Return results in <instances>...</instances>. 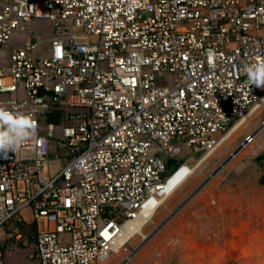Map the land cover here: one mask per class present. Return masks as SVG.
Instances as JSON below:
<instances>
[{
    "label": "built area",
    "instance_id": "1",
    "mask_svg": "<svg viewBox=\"0 0 264 264\" xmlns=\"http://www.w3.org/2000/svg\"><path fill=\"white\" fill-rule=\"evenodd\" d=\"M33 21L51 35L23 40ZM258 57L264 0H0V108L35 124L0 152V247L38 264L118 254L123 227L197 167L184 149L211 155L259 109L236 149L264 130V88L243 72Z\"/></svg>",
    "mask_w": 264,
    "mask_h": 264
},
{
    "label": "rangeland",
    "instance_id": "2",
    "mask_svg": "<svg viewBox=\"0 0 264 264\" xmlns=\"http://www.w3.org/2000/svg\"><path fill=\"white\" fill-rule=\"evenodd\" d=\"M49 27L50 23L47 21H33L29 25L28 33L23 36V40L36 38L37 36L48 38L51 35ZM258 111L257 113L252 115L249 120H247V118V121H244L245 124L243 122V126L241 125V128L235 130L229 137H227V140H225L211 155H206L204 157L205 153L203 152L199 153L198 155L194 154L193 158L195 159V162L190 164V167L193 168L195 167V165L197 167L193 171L192 176L190 177L188 182L178 191H176V193L172 194L175 189L185 180L184 179L180 183L178 181L177 183L173 184L172 180H177V177L173 175L167 181L165 192L167 193L174 186L176 187L161 203V206L156 211L155 215L153 214L154 216L143 225L139 234L134 235V237L129 240L125 248L120 249L118 254L111 255L104 264H120L122 258L129 254L132 256V259L127 264H183L185 258L183 250H185L186 246L194 250L193 243L196 242L203 243L202 248H206V250H203V254H205V256L210 255L207 257H211V259H214L213 264H248L251 262V260L253 261L256 258H259V262L257 264H264L263 253H259V255L250 257L251 254L247 250H244L243 253H241L236 258H230L227 255L224 256L219 249L222 246L220 239L213 234L207 233L211 232L214 229L213 227L205 229V227L203 226L201 227V229L203 230L202 233L197 232L198 234L192 236H188L187 233L191 223V228L196 229V225L199 224L200 220L204 218V216L208 215L209 217L207 219H213L215 213L218 215V213L221 212L220 207H218L219 205L216 206L211 204L212 200L216 198H218V200L220 199V204L223 205V210L228 209L226 208V204L230 203V190L226 189V187L229 186H222V182L229 183L232 180L234 182H247L249 180H252V174L254 173V171L251 167H253L254 163H251V165L249 162H246V160L236 157L237 154L232 157V159L223 168L219 169V172L212 179H210L208 184H206L202 188L205 191L200 190L203 192H198L194 196L195 198H200L206 204V206H194L192 208V211L188 212L184 220L180 221L179 224H176L174 226V222H167L159 231L156 232L153 237H151L150 239L147 238L162 222L161 220L164 219V217L166 218L169 213L172 212V206H174V204L179 202V200H181L186 194H188V192L193 188L194 185L202 182L215 169H218L224 159H226V157H228L229 154L235 150V147L240 142V137L242 135L240 132H243V130L250 124H252L253 128L259 123V119L261 118L263 110L259 109ZM258 135L259 133L257 134V136ZM262 155H264V152ZM202 158L203 160L200 161V159ZM248 167H250L251 169L250 174H248V172L245 170ZM237 169H244L242 170L243 173L241 174L239 171L237 172ZM231 171L240 173L239 177L232 179ZM208 187H212V190H209ZM241 188L243 187L239 186V189L236 191L240 198L244 193ZM245 192L249 193L251 191ZM244 196L246 198L252 199V197H250V195L247 196L246 193L244 194ZM257 212L258 211L256 210L254 213H249V217H245L246 212H244V216H242L241 218V222H244L247 227H250L251 232L257 228L258 223L253 221L252 219L256 216ZM258 222L260 223V221ZM204 224L209 225L208 220H206ZM224 224V226L226 227L230 226V223L228 222ZM200 234H202V237H198ZM142 235H144L147 240H143L141 237ZM250 264H252V262Z\"/></svg>",
    "mask_w": 264,
    "mask_h": 264
},
{
    "label": "crops",
    "instance_id": "3",
    "mask_svg": "<svg viewBox=\"0 0 264 264\" xmlns=\"http://www.w3.org/2000/svg\"><path fill=\"white\" fill-rule=\"evenodd\" d=\"M258 94L264 98V89L259 90ZM251 117L252 116H250V118ZM257 125L252 128V124H250L243 130V132H240L242 134L240 140L246 137L247 135H249L257 127ZM242 126H239L237 129L241 128ZM263 152H264V131L259 132V135L258 136L256 135L253 142L247 145L246 147H244L243 149H241L236 155V157L240 159H244L246 160V162H249L250 164L254 163L253 167H251L252 170L254 171V173L252 174V180H249L247 182H234L233 180L229 183L222 182L221 185L229 186L226 187V189L230 190V194H229L230 203L226 204V208L228 209L223 210V205L220 204L221 203L220 199L218 200V198H216L212 200L211 204L216 206L219 205L218 207H220L221 212L218 213V215L215 213L213 219H207L209 217L208 215L204 216V218L200 220L198 225L195 224L197 227L196 229L191 228L192 225L191 223L190 228L187 231L188 236L196 235L198 234L197 232L202 233L203 230L201 229V227L203 226L205 227V229H209L213 227L214 229L211 232H207V233L213 234L220 239L222 246L219 249L224 256L227 255L230 258L231 257L236 258L241 253H243L244 250H247L251 254L250 257L259 255V253L264 254V185L260 184L259 182L260 178L264 176V159L261 161L257 160L260 156H262ZM194 154L198 155L199 153L184 149L180 155L179 160L186 161L188 164H192L193 162H195V159L193 158ZM242 170L244 169H237V172L239 171L242 174L243 173ZM245 170L248 172V174L251 173L250 167H248ZM237 172L231 171L232 179L239 177L240 173ZM189 179L190 178H188L183 183H181L172 194L176 193V191H178L181 187H183L188 182ZM202 182H199L196 185H194L193 188L188 192V194H186L181 200H179V202L177 203L175 202L176 204L172 206L171 211L173 212L188 197V195H190ZM208 182L206 184H208ZM239 186L243 187L241 188L242 191L244 192L242 197H245L244 194L246 193L247 196L250 195L252 199L246 197L240 198L236 192L239 189ZM208 189L212 190V187H208ZM200 190L205 191L204 189H200ZM203 191H199V192H203ZM245 191H251V192L247 193ZM197 205L206 206V204L200 198L199 199L195 197L191 198L168 222L169 223L174 222L175 223L174 226L176 224H179L180 221L184 220L186 214L192 211V208ZM256 210L258 212L256 216L253 217L252 219L258 224H257V228L251 232L250 227H247L244 224V222H241V218L242 216H244V212H246L245 217H249L248 214L254 213ZM171 213H169V215ZM24 217L26 223L30 225L31 229H34V224L32 223L28 212L24 213ZM166 218L164 217V219H162L161 221L163 222ZM206 220H208L209 225L204 224ZM258 221H260V223ZM226 222L230 223V226L228 227L224 226L225 225L224 223ZM43 227L49 228V225L43 224ZM3 237L4 234L2 231H0V240ZM198 237H202V234H200ZM66 238H67L66 236L61 237V239H66ZM202 244L203 243L200 242L193 243L194 250H192L187 246L185 247V250H183V254L185 257L183 264H213L214 263L213 262L214 259H211V257H207L210 255L205 256V254H203V250H206V248L204 247L203 249ZM0 252L3 254L4 264H38L35 260L29 258V250L21 246L8 252H5L3 248L0 247ZM258 259L256 258L253 261L251 260L252 264H257L259 262Z\"/></svg>",
    "mask_w": 264,
    "mask_h": 264
},
{
    "label": "clouds",
    "instance_id": "4",
    "mask_svg": "<svg viewBox=\"0 0 264 264\" xmlns=\"http://www.w3.org/2000/svg\"><path fill=\"white\" fill-rule=\"evenodd\" d=\"M246 75V85L256 88H264V58H257L255 62L247 64L243 68ZM35 124L29 116L19 113H11L0 108V152L16 151L23 143L34 137ZM192 174V169L186 165H181L178 172L174 174L177 180H172L175 184L182 182Z\"/></svg>",
    "mask_w": 264,
    "mask_h": 264
},
{
    "label": "bare ground",
    "instance_id": "5",
    "mask_svg": "<svg viewBox=\"0 0 264 264\" xmlns=\"http://www.w3.org/2000/svg\"><path fill=\"white\" fill-rule=\"evenodd\" d=\"M251 116V114L249 113L245 120L247 118H249ZM244 119H242L239 123H237L232 129H230V131L228 132L226 137H229L240 125L243 124V122L245 121ZM205 157V156H204ZM203 157V158H204ZM200 159V161L203 160ZM199 161V162H200ZM198 165V164H197ZM221 169V168H220ZM180 183V182H179ZM167 184V183H166ZM166 184L163 186L162 188V199L160 200H155V201H151L149 202L147 205H145L141 211L135 216V218L130 221L126 226L123 227L120 236L117 239V243H116V249L119 248L120 245L122 244H126L129 242V239L140 233L141 228L143 227V225L152 217V215L154 214V211L156 209V207L158 206V204H160V202L163 200H165V198L170 195V193L174 190V188L176 186H174L171 190H169L167 193L165 192V188H166ZM178 185V184H177ZM159 226V225H158ZM141 235V234H140ZM144 238L143 240H147V238L142 235ZM143 244V243H142ZM141 244V245H142ZM134 251V250H133ZM125 264V263H123Z\"/></svg>",
    "mask_w": 264,
    "mask_h": 264
},
{
    "label": "water",
    "instance_id": "6",
    "mask_svg": "<svg viewBox=\"0 0 264 264\" xmlns=\"http://www.w3.org/2000/svg\"><path fill=\"white\" fill-rule=\"evenodd\" d=\"M239 152L238 149H235L219 166L218 169H215L188 197L159 225L156 230L150 234L149 239L153 237L157 231H159L191 198H193L199 191L202 189L206 183L212 179L218 172L220 168H223L231 159ZM177 164L176 160H167L166 166L167 168L175 167Z\"/></svg>",
    "mask_w": 264,
    "mask_h": 264
},
{
    "label": "trees",
    "instance_id": "7",
    "mask_svg": "<svg viewBox=\"0 0 264 264\" xmlns=\"http://www.w3.org/2000/svg\"><path fill=\"white\" fill-rule=\"evenodd\" d=\"M263 159H264V155L260 156L257 160H258V161H259V160L261 161V160H263ZM259 182H260V184L264 185V176H262V177L260 178Z\"/></svg>",
    "mask_w": 264,
    "mask_h": 264
}]
</instances>
